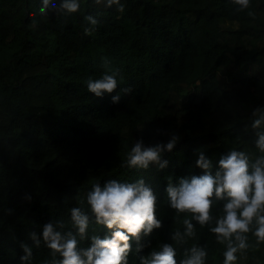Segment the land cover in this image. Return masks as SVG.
Listing matches in <instances>:
<instances>
[{"label":"trees","instance_id":"1","mask_svg":"<svg viewBox=\"0 0 264 264\" xmlns=\"http://www.w3.org/2000/svg\"><path fill=\"white\" fill-rule=\"evenodd\" d=\"M121 3L123 12L80 0L78 12L37 15L33 27L41 0H0V264H22L21 242L32 246L28 264H48L50 249L43 240L33 245L29 233L57 220L74 231L70 210L91 216L87 193L113 179L150 185L163 223L141 238L140 252L133 242L128 264L163 243L175 247L178 264L193 245L206 249L205 264H223L225 248L210 226L192 221L194 238L171 239L191 214L171 209L165 189L202 174L197 149L214 166L231 149L260 154L250 124L253 109L264 106V0L239 12L232 0ZM88 15L100 23L86 34ZM105 59L119 70L117 91L131 87L119 103L111 102L115 92L99 98L87 89L89 79L109 71ZM172 136L177 143L162 153L164 170L126 165L137 140L153 146ZM91 219L81 247L92 235L111 236ZM250 245L236 264H264V243L250 237Z\"/></svg>","mask_w":264,"mask_h":264},{"label":"clouds","instance_id":"2","mask_svg":"<svg viewBox=\"0 0 264 264\" xmlns=\"http://www.w3.org/2000/svg\"><path fill=\"white\" fill-rule=\"evenodd\" d=\"M102 0H94L99 5ZM105 7L115 6L124 11L121 0H103ZM237 5L236 11H243L250 6V0H232ZM80 10V0H41L38 12L33 13L32 26L35 27L37 15L49 13H76ZM88 24L85 33L93 31L100 21L91 15L84 17ZM108 69L98 79H89L87 89L96 97L111 96L112 103H119L122 94L131 92V87L118 89L119 70L110 68V61L104 60ZM110 73V74H109ZM250 127L255 131V147L260 153L253 158L242 150L231 149L219 157L215 163L207 157L203 149H197L196 167L202 174L180 178L177 183H168L169 207L179 213L191 214V219H183V231L177 230L171 235L176 244H185L195 237V221L201 228L210 226L216 242L223 245V264H236L238 253L250 248V237L257 245L264 243V106H258L251 112ZM247 127V126H246ZM177 143L172 136L167 143L145 146L137 140L126 158V165L132 168L148 169L156 166L160 170L168 167L162 153L171 152ZM30 201V197H25ZM222 202L218 214L213 215V207ZM87 204L91 216L79 207L70 210V223L73 230L65 231L63 220L50 221L43 225L38 234L29 233L32 244L39 247L41 240L51 251L52 259L48 264H128V256L136 243L140 252L141 238L150 235L154 229L163 226L156 216L157 195L143 179L135 182L108 180L103 185H92L87 193ZM104 226L111 236L90 237V244L81 247L80 241L88 237L90 223ZM214 225V226H213ZM22 264H28L32 258V246L21 242ZM207 251L204 247L193 245L185 249V258L179 264H205ZM59 256V259H57ZM140 264H178L176 249L171 243L161 244L159 250L141 257Z\"/></svg>","mask_w":264,"mask_h":264},{"label":"rangeland","instance_id":"3","mask_svg":"<svg viewBox=\"0 0 264 264\" xmlns=\"http://www.w3.org/2000/svg\"><path fill=\"white\" fill-rule=\"evenodd\" d=\"M229 24L228 23H224V26H228Z\"/></svg>","mask_w":264,"mask_h":264}]
</instances>
